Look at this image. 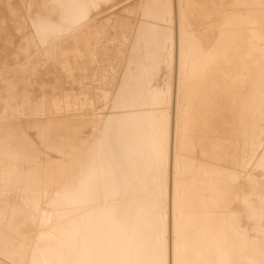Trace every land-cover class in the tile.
Wrapping results in <instances>:
<instances>
[{
  "label": "bare ground",
  "instance_id": "obj_1",
  "mask_svg": "<svg viewBox=\"0 0 264 264\" xmlns=\"http://www.w3.org/2000/svg\"><path fill=\"white\" fill-rule=\"evenodd\" d=\"M92 2L0 0V264H264V0Z\"/></svg>",
  "mask_w": 264,
  "mask_h": 264
},
{
  "label": "snow or ice",
  "instance_id": "obj_2",
  "mask_svg": "<svg viewBox=\"0 0 264 264\" xmlns=\"http://www.w3.org/2000/svg\"><path fill=\"white\" fill-rule=\"evenodd\" d=\"M59 3H63V0H59ZM88 6H90L91 8H95L97 7V4L95 0H93L92 3L88 4ZM84 19H88L86 13L84 15ZM35 27L37 29V33L39 35L41 43L47 41L52 35L60 33L64 30L62 26L52 25L46 21H40L38 24L35 25Z\"/></svg>",
  "mask_w": 264,
  "mask_h": 264
}]
</instances>
